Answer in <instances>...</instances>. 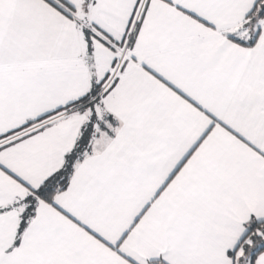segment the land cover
<instances>
[{"label":"snow or ice","instance_id":"obj_1","mask_svg":"<svg viewBox=\"0 0 264 264\" xmlns=\"http://www.w3.org/2000/svg\"><path fill=\"white\" fill-rule=\"evenodd\" d=\"M0 264H264V0H0Z\"/></svg>","mask_w":264,"mask_h":264}]
</instances>
